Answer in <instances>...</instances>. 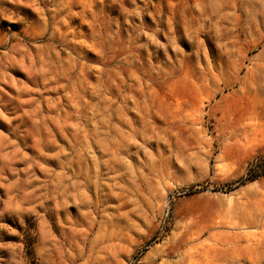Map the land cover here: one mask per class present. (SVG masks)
Here are the masks:
<instances>
[{
	"label": "rangeland",
	"instance_id": "rangeland-1",
	"mask_svg": "<svg viewBox=\"0 0 264 264\" xmlns=\"http://www.w3.org/2000/svg\"><path fill=\"white\" fill-rule=\"evenodd\" d=\"M0 264H264V0H0Z\"/></svg>",
	"mask_w": 264,
	"mask_h": 264
},
{
	"label": "bare ground",
	"instance_id": "bare-ground-1",
	"mask_svg": "<svg viewBox=\"0 0 264 264\" xmlns=\"http://www.w3.org/2000/svg\"><path fill=\"white\" fill-rule=\"evenodd\" d=\"M67 199V198H66ZM195 255H196V261H199L201 260V257H203V251L199 250L198 248L195 249ZM197 263V262H196Z\"/></svg>",
	"mask_w": 264,
	"mask_h": 264
}]
</instances>
